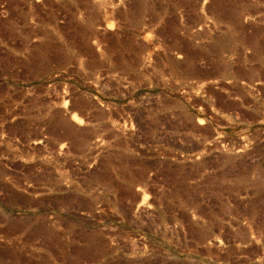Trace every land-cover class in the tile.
I'll use <instances>...</instances> for the list:
<instances>
[{"label":"rangeland","instance_id":"1","mask_svg":"<svg viewBox=\"0 0 264 264\" xmlns=\"http://www.w3.org/2000/svg\"><path fill=\"white\" fill-rule=\"evenodd\" d=\"M0 264H264V0H0Z\"/></svg>","mask_w":264,"mask_h":264}]
</instances>
